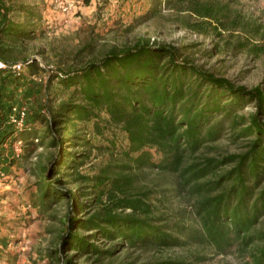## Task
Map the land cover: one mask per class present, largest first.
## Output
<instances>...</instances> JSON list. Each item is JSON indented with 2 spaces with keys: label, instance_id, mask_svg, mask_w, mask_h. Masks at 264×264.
<instances>
[{
  "label": "trees",
  "instance_id": "16d2710c",
  "mask_svg": "<svg viewBox=\"0 0 264 264\" xmlns=\"http://www.w3.org/2000/svg\"><path fill=\"white\" fill-rule=\"evenodd\" d=\"M176 1L182 9L201 18L221 14V7L210 2ZM11 9L0 0V60L6 64L0 67V168L8 174L20 157L28 156L27 145L34 139L58 146L46 165L37 164L40 172L35 183L39 216L46 215L51 202L66 199L67 203L61 220L63 232L53 250L46 253L49 261L102 264L104 257L112 254L113 247L102 248L90 240L95 233L81 232L95 230L106 238H119L117 245L161 248L207 244L217 253L235 249L247 252L249 264H264V228L257 226L264 214V186L257 190L264 177L261 87L249 89L236 85L181 58L175 46L139 38L131 45L113 47L77 67L58 68L50 77H57L68 97L56 107H50L46 100L37 110H28L25 124L19 129L9 122L8 116L14 105H21V94L32 87L25 69L31 75L47 68L34 59L20 56L21 45L35 40L38 34L33 25L10 18ZM18 61L25 64L19 73L11 67ZM251 101L255 102L254 113L249 116L237 113V109ZM79 123H90L91 130L77 133ZM226 123L234 138L252 137L248 150L223 158L197 153L207 142L220 136ZM244 123L247 124L242 126ZM116 131L126 140L122 147L116 145ZM96 137L106 138L108 144L94 142ZM74 139H80L79 143L90 149L116 150L124 162L115 166L108 163L99 174H81L76 170L80 162L75 157L81 153L62 149L64 143H74ZM17 140L22 142L19 156L12 149ZM227 161H235L234 166L217 173ZM145 168L175 176L179 191L196 196L198 226L157 223L146 215L150 205L141 197L127 193L136 173ZM55 174L59 178L52 179ZM209 175L212 177L207 178ZM70 180L86 182L90 188L86 194H94L97 203L103 197L109 203L87 217H80L76 211L82 210L85 202L79 193L62 186ZM215 190L218 192L214 194ZM125 208L130 211L125 212ZM69 247L79 254L91 253L95 257L93 263L87 262L89 257L76 262V254L64 257L62 252ZM153 264L197 263L167 258Z\"/></svg>",
  "mask_w": 264,
  "mask_h": 264
},
{
  "label": "rangeland",
  "instance_id": "374dc122",
  "mask_svg": "<svg viewBox=\"0 0 264 264\" xmlns=\"http://www.w3.org/2000/svg\"><path fill=\"white\" fill-rule=\"evenodd\" d=\"M3 1L12 8L8 14L10 18L33 25L38 34L35 40L21 45L20 56L34 59L47 68L31 75L25 69L32 87L21 94L20 103L30 111L37 110L46 100L50 107H56L68 97V91L59 84L57 77H50L58 68L77 67L99 58L113 47L131 45L139 38L175 46L181 58L202 69L226 77L236 85L249 89L260 86L264 91V0H201L221 7V14L213 18H201L182 9L176 0L169 3L167 0H71L74 5L68 12L57 9L52 0ZM254 112V101L237 109L238 114L245 116ZM260 118L264 120V113ZM77 128V133L90 131L91 125L79 123ZM231 131L226 123L220 136L207 142L197 153L223 158L247 151L252 137L234 138ZM74 140V143H64L62 149L81 153L75 156L80 162L76 170L81 174H99L108 163L115 166L124 162L116 150L90 149L81 145L80 139ZM93 141L108 144L103 137ZM125 143L118 132L116 145L122 147ZM58 149L57 145L41 144L34 139L27 145L28 156L20 157L8 169V178L0 180V264H58L49 261L46 253L53 250L63 232L61 220L67 209L66 199L60 203L51 202L46 215L39 216L35 192L40 172L37 164L46 165ZM26 152L23 146V154ZM234 164L235 161H227L217 173L229 170ZM210 177L212 175L207 178ZM56 178L58 174L52 176ZM62 186L79 193L85 202V207L76 211L80 217H87L109 203L105 197L97 203L93 200L94 194H86L85 191L90 190L86 182L70 180ZM262 186L264 177L257 190ZM128 192L150 205L146 215L155 218L157 223L198 226L196 196L179 191L173 175L155 168L142 169L128 185ZM124 210L130 211L129 208ZM257 226L264 228V214L259 217ZM81 232L95 233L90 240L102 248L113 247L112 254L106 255L102 264H153L167 258H181L197 264H249L248 253L236 249L217 253L210 245L196 243L161 248L117 245L119 238L109 239L95 230ZM76 252L69 247L62 255L76 254L74 258L78 263L89 257L87 262L93 263L95 257L91 253Z\"/></svg>",
  "mask_w": 264,
  "mask_h": 264
},
{
  "label": "built area",
  "instance_id": "2783aa9c",
  "mask_svg": "<svg viewBox=\"0 0 264 264\" xmlns=\"http://www.w3.org/2000/svg\"><path fill=\"white\" fill-rule=\"evenodd\" d=\"M54 3V6L61 10L62 12H68L73 7V1L71 0H52ZM24 63L23 62H15L11 65L13 70H15L17 73L22 71L24 69ZM6 64L0 60V67H5ZM28 109L24 105H14L11 108L10 114L8 116L9 122L16 128H22L25 124V120L27 117ZM13 153L15 156H19V154L22 152V142L20 140H17L14 142L13 146ZM8 178L7 172L0 168V180Z\"/></svg>",
  "mask_w": 264,
  "mask_h": 264
}]
</instances>
